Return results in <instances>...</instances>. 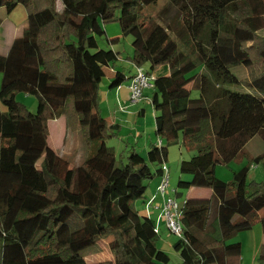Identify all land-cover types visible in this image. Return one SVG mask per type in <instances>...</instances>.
I'll return each instance as SVG.
<instances>
[{"label":"trees","instance_id":"obj_1","mask_svg":"<svg viewBox=\"0 0 264 264\" xmlns=\"http://www.w3.org/2000/svg\"><path fill=\"white\" fill-rule=\"evenodd\" d=\"M59 1L62 12L57 0H0L9 13L19 5L28 12L22 35L0 54V264H90L85 251L107 240L114 264H171L157 247L155 221L133 205L179 144L196 152L181 163L192 180L179 189L211 191L182 209L186 240L173 245L181 264H240L241 244L227 242L257 222L264 233V182L249 181L248 167L229 183L216 171L244 156L256 137L264 141V0H165L155 17L145 10L162 0ZM114 21L134 38L133 65L155 76L144 98L152 91L162 141L147 158L134 150L122 165L106 144L121 126L100 112V87L119 54L99 49L96 38ZM163 66L169 76L157 77ZM233 67L252 71L250 79ZM127 80L117 71L111 87ZM234 84L262 96L227 88ZM18 93L39 99L36 113L17 102ZM60 118L82 135L79 163L50 145L49 123Z\"/></svg>","mask_w":264,"mask_h":264},{"label":"rangeland","instance_id":"obj_2","mask_svg":"<svg viewBox=\"0 0 264 264\" xmlns=\"http://www.w3.org/2000/svg\"><path fill=\"white\" fill-rule=\"evenodd\" d=\"M165 0H162L158 5L145 10L147 16L155 17L158 11L165 4ZM58 11L62 12L63 3L59 0L56 2ZM7 17L14 22L18 27L22 26L28 18L27 9L19 5L11 13H8L5 9ZM5 32L0 33V41L4 39ZM264 37V30L261 32ZM98 42L99 49L114 51L119 54V59L115 61L114 67L118 70L124 72L126 76L134 77L137 68L133 66L131 58L133 57V41L132 36H124L122 33L121 25L119 22H110L105 25V34L96 38ZM5 46L4 41L0 42V49L3 50ZM146 70H149V66H145ZM202 69L199 68L196 73L201 72ZM232 73L237 77L238 75L243 81L250 79L251 75L249 69L243 67H233L231 69ZM0 79L2 75L0 74ZM130 83V80L125 81L122 85ZM111 81L105 78L100 87V112L101 115L109 120L110 122L118 121L121 126L120 129L114 131L113 137L107 140L106 144L110 148H114L116 153V160L118 165L126 164L128 157L135 150L142 157L147 158L148 151L152 144H157L159 138L156 135V124H155V111L149 102V99L153 96L152 91H147L145 93V98L143 102L139 104L128 107L131 111V115L126 107L127 114H121L119 110V104L117 100H114L112 95L108 97L110 93ZM121 88V87H120ZM227 88L233 92H238L242 94L259 95L257 92L247 87L245 84H234L229 85ZM118 89V88H117ZM1 90V86H0ZM191 97L193 99H198L200 97V92L194 90ZM17 102L26 106L30 112L36 113L39 106V99L35 95L18 93L16 95ZM123 107V106H122ZM145 110L146 116H138L134 114L136 110ZM65 120L60 118L56 121L49 123V142L51 147L59 154H64L76 164L82 161L85 154V143L80 133H71L66 129ZM167 145V142H163ZM196 155V152H189L184 149L181 144L170 146L168 148V157L166 165L170 171V188L168 195L178 201L181 211L184 208L185 202L190 196V192L186 190L179 189L180 181H191L192 177L190 175H185L181 173V163L183 161H189L192 157ZM264 156V141L260 137L253 139L247 146L246 153L239 160L230 163V165H219L217 167V176L223 181L229 183L231 182L234 172L248 167L249 174L248 180L254 181L257 184H262L264 182V160L260 165L252 167L254 164L253 159L258 156ZM255 165V164H254ZM152 170H156V166H152ZM162 175H157L151 182H149V188L146 192L145 198L148 200H153L158 198L157 189L155 185H160ZM180 193L181 196L177 197ZM147 200V201H148ZM156 205L161 204V199L158 198L155 201ZM135 205V206H134ZM133 205V208L137 209L140 214L145 215V208L147 209L146 201L140 200ZM151 216L155 219L158 218L159 212L155 210L150 211ZM264 215V211L262 212ZM162 230L163 238H158L157 247L166 252L172 260L171 264H181V258L178 253L173 248V245L177 242V237L170 233L166 228H160ZM110 240L101 241L99 247L102 249V253L94 254L95 248H90L85 251V255L88 261L93 264H114L115 258L110 252L109 247ZM240 243L242 246V253L240 256V264H261L260 258L264 254V233L263 228L260 223H255L253 229L247 232H241L237 234L234 238L228 240L227 245ZM263 243V246H262ZM92 252V253H91Z\"/></svg>","mask_w":264,"mask_h":264},{"label":"built area","instance_id":"obj_3","mask_svg":"<svg viewBox=\"0 0 264 264\" xmlns=\"http://www.w3.org/2000/svg\"><path fill=\"white\" fill-rule=\"evenodd\" d=\"M137 68V67H136ZM155 80L154 75H148L143 68H137L136 74L131 78L129 83V102L130 105H137L144 99L145 90L151 87L152 81ZM121 87V86H120ZM120 87L118 89H120ZM120 110L125 113L126 108L120 107ZM158 145L162 144V141L159 140ZM170 188V171L167 165L162 167V179L160 185L157 188V194L159 197L163 198L162 205H156L155 201L148 200L146 202L147 211L152 208L161 210V214L155 223V233L159 235L160 233V224L163 222L166 226V229L175 235L177 239L186 240L185 231L182 224V211L178 201L172 197H169L168 192ZM176 193V192H175ZM149 218H151L148 215Z\"/></svg>","mask_w":264,"mask_h":264},{"label":"crops","instance_id":"obj_4","mask_svg":"<svg viewBox=\"0 0 264 264\" xmlns=\"http://www.w3.org/2000/svg\"><path fill=\"white\" fill-rule=\"evenodd\" d=\"M9 13V12H8ZM28 14V12H27ZM0 18L2 19V25L0 27V33L2 32H5V37L4 39H2L1 41H4L5 43V46L3 48V50L0 49V54L1 55H6L10 49V47L12 46L14 40L18 37H20L24 31V29L26 28L27 26V20L24 24H22V26L18 27L14 22H12L8 17H7V14H6V11L4 8H0ZM0 41V42H1ZM134 66V65H133ZM117 71H120L118 70L116 67H113V70H111L108 74V77L107 79L108 80H112V77L113 75L115 74V72ZM157 77L159 76H169L170 72H169V68L167 66H163V67H160L158 68L155 73H154ZM0 86H1V79H0ZM129 82L128 84L125 85H122L120 89H117V88H112L110 86V93L108 95V97H110L112 95L113 99L114 100H117V103L119 104V107H126L127 110H128V107L131 108L132 105L129 104ZM146 97V96H145ZM143 102V101H142ZM135 106V105H133ZM120 110V108H119ZM129 114L128 115H131V111H129ZM127 112V113H128ZM120 113L121 114H127V113H123L121 110H120ZM134 114H137L138 116H146V111L145 110H136L134 112ZM113 124H119L118 121L116 122H113V120L111 121ZM154 144H152L151 146H153ZM150 146V147H151ZM150 150V149H149ZM161 182V181H160ZM158 188V184L155 185V189ZM190 192V196L188 198H210L211 196V191L209 190H205V189H197V188H193L191 190H189ZM158 198L161 199V204H163V198L162 197H159ZM157 198V199H158ZM148 198H144L143 201H146L147 202ZM137 210V209H136ZM151 210H155L157 212H159V215H158V218L161 214V210L159 209H155V208H152L150 209L149 211H147V209L145 208V215L146 216H150L152 220L155 221V219L151 216V213L150 211ZM139 212V211H138ZM140 213V212H139ZM157 218V220H158ZM157 220L155 221V223L157 222ZM166 228L165 224L163 222H161L160 224V228ZM162 230L160 231L159 233V237L160 238H163V234L161 233ZM101 242H99L100 244ZM109 245V244H108ZM262 246H263V243H262ZM97 253H102V249L99 247L96 251H94V254H97ZM90 264H93L92 262L88 261Z\"/></svg>","mask_w":264,"mask_h":264}]
</instances>
